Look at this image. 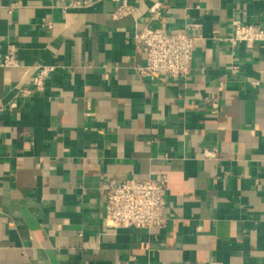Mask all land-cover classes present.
<instances>
[{
	"label": "crops",
	"instance_id": "0c3cea01",
	"mask_svg": "<svg viewBox=\"0 0 264 264\" xmlns=\"http://www.w3.org/2000/svg\"><path fill=\"white\" fill-rule=\"evenodd\" d=\"M128 1L0 0L22 62L0 66V264H264V42L226 40L264 0ZM190 23V75L142 77L134 32ZM37 65L56 70L21 98ZM157 172L167 226L107 228L103 183Z\"/></svg>",
	"mask_w": 264,
	"mask_h": 264
},
{
	"label": "built area",
	"instance_id": "2783aa9c",
	"mask_svg": "<svg viewBox=\"0 0 264 264\" xmlns=\"http://www.w3.org/2000/svg\"><path fill=\"white\" fill-rule=\"evenodd\" d=\"M118 2L113 17L120 18L133 14L136 6L128 0ZM161 4L150 7L152 18L159 20ZM193 29L195 32H190ZM204 37L200 23L186 24L182 28L168 29L164 26H146L134 32L133 38L142 51L144 62L137 66L138 73L154 80L160 77H188L198 41ZM232 45L244 43L253 47L257 42H264V26L256 22L233 20L231 33L226 38ZM22 65L17 55V47L9 45L7 52L0 55L1 67H19ZM36 73L29 85L21 86L17 95L27 98L41 92L46 87L50 75L56 70L53 65H37ZM253 84H258L253 81ZM224 84L222 83V86ZM16 101L10 104L15 108ZM205 156L216 158L215 148L206 149ZM169 176L157 172L146 178H128L122 182L108 180L103 183L106 191L105 226L111 229L135 227L142 229H163L169 218L166 214L168 205L167 192Z\"/></svg>",
	"mask_w": 264,
	"mask_h": 264
}]
</instances>
